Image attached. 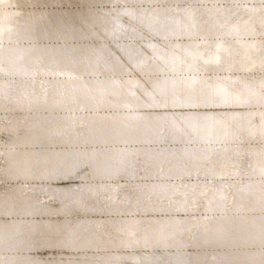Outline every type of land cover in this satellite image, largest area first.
Returning a JSON list of instances; mask_svg holds the SVG:
<instances>
[{
	"label": "bare ground",
	"instance_id": "bare-ground-1",
	"mask_svg": "<svg viewBox=\"0 0 264 264\" xmlns=\"http://www.w3.org/2000/svg\"><path fill=\"white\" fill-rule=\"evenodd\" d=\"M0 264H264V0H0Z\"/></svg>",
	"mask_w": 264,
	"mask_h": 264
}]
</instances>
